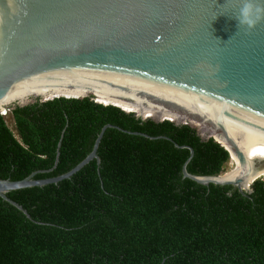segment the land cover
<instances>
[{
    "label": "trees",
    "instance_id": "16d2710c",
    "mask_svg": "<svg viewBox=\"0 0 264 264\" xmlns=\"http://www.w3.org/2000/svg\"><path fill=\"white\" fill-rule=\"evenodd\" d=\"M35 98L2 106L18 103L7 114L18 135L0 110V180L68 173L107 125L149 138L110 128L100 164L10 192L30 218L0 198V264H264V180L242 194L184 178V147L194 176L224 175L231 161L201 127L144 121L92 97Z\"/></svg>",
    "mask_w": 264,
    "mask_h": 264
},
{
    "label": "water",
    "instance_id": "95a60500",
    "mask_svg": "<svg viewBox=\"0 0 264 264\" xmlns=\"http://www.w3.org/2000/svg\"><path fill=\"white\" fill-rule=\"evenodd\" d=\"M238 10L239 0H0V103L35 77L58 71L124 84V92L135 94L130 99L180 118H147L101 103L94 94L81 98L144 121L210 126L218 137L209 132L202 137L229 152V168L224 175H191L187 165L194 151L184 147L191 152L184 178L250 193L256 180L249 178L264 168V21L255 29L238 28L232 17ZM110 128L149 138L107 125L71 171L43 180L35 179L39 173L0 180V198L30 218L8 194L59 184L94 160L100 164L98 149Z\"/></svg>",
    "mask_w": 264,
    "mask_h": 264
},
{
    "label": "bare ground",
    "instance_id": "6f19581e",
    "mask_svg": "<svg viewBox=\"0 0 264 264\" xmlns=\"http://www.w3.org/2000/svg\"><path fill=\"white\" fill-rule=\"evenodd\" d=\"M124 86L126 85L106 81L77 71H58L45 73L35 77L33 80L26 82L25 84L14 90L13 93H11L10 97L0 103V108L2 106L16 102H25L32 97L81 98V96L83 95L94 94L97 96L99 102L101 103H105L106 105L115 104L117 106H121L126 111H132L137 114L144 115L147 118H152L155 116H163L166 119L172 120L180 118L178 117V114L174 115L172 113H169L168 111L163 110L162 107L142 104L139 99H130V97L135 96V94L133 93V91L124 92L123 90L126 89L124 88ZM57 94L69 95L70 97L60 96ZM53 95L58 97H53ZM119 96L123 97L124 101L122 99L119 100ZM126 96L128 97L126 98ZM130 106H133V108H131ZM154 112L159 113L154 114ZM198 126L201 128L203 127L202 129L205 132H209V134L214 138L218 137V133L215 132L210 126H206V124L204 123H201ZM214 134H216V136H214ZM228 148L230 149L229 146ZM262 177H264V168L253 175L251 178H249V180H258Z\"/></svg>",
    "mask_w": 264,
    "mask_h": 264
},
{
    "label": "clouds",
    "instance_id": "9594fccd",
    "mask_svg": "<svg viewBox=\"0 0 264 264\" xmlns=\"http://www.w3.org/2000/svg\"><path fill=\"white\" fill-rule=\"evenodd\" d=\"M232 17L238 28L255 29L264 21V0H239V10Z\"/></svg>",
    "mask_w": 264,
    "mask_h": 264
},
{
    "label": "rangeland",
    "instance_id": "374dc122",
    "mask_svg": "<svg viewBox=\"0 0 264 264\" xmlns=\"http://www.w3.org/2000/svg\"><path fill=\"white\" fill-rule=\"evenodd\" d=\"M33 101H37V100H33ZM34 102V103H35ZM12 107H15V106H12ZM9 108H11V107H9ZM8 108V109H9ZM4 109L5 108H0V110L2 111V113L4 112ZM6 113V115H4ZM5 113H3V115L4 116H6V120H7V123H8V125H9V127L13 130V132L16 134V135H18V133H17V131H16V128H15V125H14V123H13V120L11 119V116L10 115H7L8 113H9V110H7L6 109V111H5ZM229 165H230V163L227 165V167H226V171L228 170V168H229ZM262 180H264V177H262L261 178Z\"/></svg>",
    "mask_w": 264,
    "mask_h": 264
}]
</instances>
